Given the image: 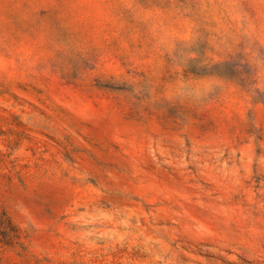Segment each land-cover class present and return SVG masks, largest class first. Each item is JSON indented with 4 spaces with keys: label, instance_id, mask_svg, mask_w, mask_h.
Masks as SVG:
<instances>
[{
    "label": "rangeland",
    "instance_id": "374dc122",
    "mask_svg": "<svg viewBox=\"0 0 264 264\" xmlns=\"http://www.w3.org/2000/svg\"><path fill=\"white\" fill-rule=\"evenodd\" d=\"M0 264H264V0H0Z\"/></svg>",
    "mask_w": 264,
    "mask_h": 264
}]
</instances>
